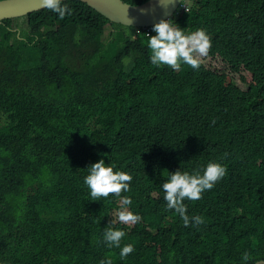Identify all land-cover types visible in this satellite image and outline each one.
<instances>
[{"label":"trees","instance_id":"obj_1","mask_svg":"<svg viewBox=\"0 0 264 264\" xmlns=\"http://www.w3.org/2000/svg\"><path fill=\"white\" fill-rule=\"evenodd\" d=\"M188 1L172 20L209 34L198 69L152 65L151 26L80 0L63 19L0 21V264H244L245 250L264 261V0ZM101 158L132 175L121 195L136 224L118 221L115 194L89 197L86 167ZM209 160L225 176L184 201L203 218L185 227L165 208L163 173ZM107 226L134 245L125 259L102 241Z\"/></svg>","mask_w":264,"mask_h":264},{"label":"clouds","instance_id":"obj_2","mask_svg":"<svg viewBox=\"0 0 264 264\" xmlns=\"http://www.w3.org/2000/svg\"><path fill=\"white\" fill-rule=\"evenodd\" d=\"M174 2L175 0H170V3ZM188 2V0H180L178 8L188 9L186 8ZM41 4L61 19L71 13L65 0H41ZM127 20L129 23L128 16ZM151 31L153 33L151 35L146 33L147 47L150 49L149 62L157 67L167 65L172 70H179L182 64H186L193 69H198L201 58L208 55L212 44L205 29L197 28L194 31L185 32L172 18L159 19L151 26ZM86 169L83 185L88 189V195L92 201L100 200L102 197L107 198L110 193L115 194L120 197V207L116 209L118 221L130 225L141 220L140 214L129 207L132 205V198L128 195H121L122 192L127 193L130 189V181L133 177L129 172L114 170L111 163H105L103 158L89 164ZM225 173V166L215 160L206 162L202 169L189 171L178 168L175 171L163 173L165 179L160 183V188L163 192V200L166 202L165 208L174 210L185 227L190 223L193 227L202 224L203 218L200 215L190 216L187 213V205L184 201L200 199L202 193L212 189L216 182L225 176ZM109 224H115V221H111ZM124 236V229L107 226L103 229L101 237L106 247L119 249L118 255L122 260L134 251L132 243L121 244ZM249 259L250 253L247 250L242 252V262L247 264ZM98 264H112V259L103 257L98 261Z\"/></svg>","mask_w":264,"mask_h":264},{"label":"water","instance_id":"obj_3","mask_svg":"<svg viewBox=\"0 0 264 264\" xmlns=\"http://www.w3.org/2000/svg\"><path fill=\"white\" fill-rule=\"evenodd\" d=\"M80 1L113 22L137 27L152 26L161 18H172L180 5V0H175L174 3H170V0H146L140 4L126 3L123 0ZM44 9L47 8L42 6L41 0H0V21L30 15ZM127 16L130 18L129 23ZM259 264H264V261Z\"/></svg>","mask_w":264,"mask_h":264},{"label":"rangeland","instance_id":"obj_4","mask_svg":"<svg viewBox=\"0 0 264 264\" xmlns=\"http://www.w3.org/2000/svg\"><path fill=\"white\" fill-rule=\"evenodd\" d=\"M180 11H181V8H178V11L176 12V15H175V16H177V15L179 14ZM235 79H236L235 81H236L238 84H240L242 88H244V86L242 85L240 79H238V76H235Z\"/></svg>","mask_w":264,"mask_h":264}]
</instances>
